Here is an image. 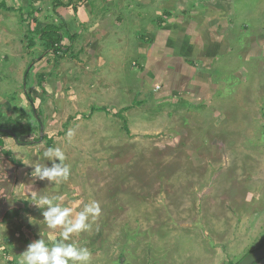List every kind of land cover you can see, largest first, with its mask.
<instances>
[{"label":"rangeland","instance_id":"1","mask_svg":"<svg viewBox=\"0 0 264 264\" xmlns=\"http://www.w3.org/2000/svg\"><path fill=\"white\" fill-rule=\"evenodd\" d=\"M10 4L21 12L11 15L18 27L13 25L17 31L7 38L9 49L0 47V60L7 55L19 73L24 64V76L16 80L5 69L12 63L0 62L5 99L0 98V112L40 120L41 140L37 124L28 137L37 142L27 151L14 149L26 185L33 182L30 164L51 166L43 152L61 147L71 166L69 179L59 184L35 180L33 189L65 196L63 204L74 209L73 215L83 204L99 202L101 215L90 221V230L72 236L89 249L91 264L119 259L126 264H236L264 247V0H238L230 26L217 32L227 36V46L209 76L213 93L207 107L138 103L134 64L142 52L139 39L146 37L140 27L155 12L133 2L120 9V0ZM28 5L32 18L24 11ZM131 12L135 19L144 17L120 37L111 17L128 19ZM47 25L60 26L58 53L37 36ZM107 31L110 36L97 37ZM111 32L118 35L115 40ZM117 72L126 77L125 91L108 95L111 73ZM104 85L106 90L99 88ZM163 109L168 115L155 120V112ZM69 130L75 133L71 142ZM23 194L27 207L20 228L28 227L37 238L39 230L31 227L43 221L42 210L29 190ZM44 226L50 244L60 238V229Z\"/></svg>","mask_w":264,"mask_h":264},{"label":"crops","instance_id":"2","mask_svg":"<svg viewBox=\"0 0 264 264\" xmlns=\"http://www.w3.org/2000/svg\"><path fill=\"white\" fill-rule=\"evenodd\" d=\"M235 1L226 4L222 3L221 0H148L150 4H143V0H120V3H122V6L119 7L120 9L132 5L131 2H133L135 5L138 4L139 8L143 6L147 8L148 12H155L154 18L150 19L148 17L149 19L145 22L146 26L140 27V29L142 28L143 36L145 35L146 37L139 39L142 41L140 43L142 52L141 54H136L138 58L134 64L139 71L136 74L139 86V91H136V98L139 104L143 103L145 105L146 102H154L156 104L177 106L180 103H186L192 106L201 105L207 107L213 93L209 76L213 75V69L221 62L220 58L224 55L225 46H227V39H225L227 36L222 38V35L217 36V32L219 29L227 30L228 26H230L228 18L238 2V0ZM0 3L8 7L12 5L10 4L12 0H0ZM111 6H113L112 3ZM27 7V10L24 11L32 18L33 16L30 15L32 8L29 5ZM160 8L161 12H159ZM113 11L115 12V9ZM5 13L0 10V47L9 49L7 38L13 36L11 32L17 31L16 27L18 25L14 24L11 19V15L15 14L14 12ZM163 14L166 17H162ZM129 16L130 18L128 19L119 15L111 17V28H113L112 24L115 25L121 34L120 37L126 34L121 31L130 29V24L135 22L136 19L141 20L144 14L141 15V18L140 14H138L136 19L132 12ZM9 20H11V24ZM18 23H20V19H18ZM13 25H16V27ZM104 34L109 35L107 31L98 34L97 37L100 38ZM111 35L114 40L118 36L113 32H111ZM111 41L113 40L111 39ZM10 54L16 55L15 52H10ZM5 57L2 58L3 61L0 60L1 63H5V60L8 61L7 63H12L5 68L8 71L7 73L15 74L18 81H20V78L23 79L24 64L20 67L19 73L18 69H16L17 65L14 66V62L9 60L7 55ZM16 62L22 63L24 61L19 60ZM1 67L2 65H0ZM109 69L111 72V68ZM111 74L114 77H111V83H108V87L105 86V83L104 87L99 86V88L106 90L107 87L108 95H111V92L115 90L117 92L125 91L123 80L126 77L122 78L118 72ZM6 79H8L7 76ZM9 83H13V80H10ZM6 88L7 86L4 89L5 93H8ZM116 95L119 94L116 93ZM6 99L9 101V98ZM2 101L5 102V99ZM10 109L13 110L14 108L11 107ZM165 110L167 111V109H163L160 112H155V120L162 116H167L168 113ZM0 111L2 110L0 109ZM18 114L19 112L12 116L6 113L7 116H3L0 112V123L8 120L16 123L17 119L22 118H19ZM26 120L28 119L24 120L25 123ZM2 142V151L10 152L19 162L20 157L14 154V149L16 148H14L13 142L5 138H3ZM17 149L18 151L20 149L25 150V148L19 147ZM28 149L26 148V151ZM23 175H25V172L18 168L16 171V184L13 188V198L17 202V206L0 215V250H4V255L6 256H2V258L0 256V264H19L20 254L26 250L30 243L40 238L45 239L49 235V232H45V224L42 220H38V224L35 226H32L33 223L28 221L32 229L39 230L37 238L28 227L23 230L20 228L21 215L24 214L27 207L23 192L29 190L28 187H30V185H26L22 181ZM35 188L36 186H34Z\"/></svg>","mask_w":264,"mask_h":264},{"label":"clouds","instance_id":"3","mask_svg":"<svg viewBox=\"0 0 264 264\" xmlns=\"http://www.w3.org/2000/svg\"><path fill=\"white\" fill-rule=\"evenodd\" d=\"M66 135L71 142L75 133L69 130ZM43 158L50 161L51 166L46 163L30 164L33 169L30 173L33 182L29 192L32 203L42 210L44 224L53 231L60 229V238L51 244L44 238L33 241L20 254L19 264H91L89 249L73 241L72 236L90 230V221L101 215L100 204L92 200L83 204L82 209L73 215L74 209L63 204L65 196L39 195L33 189L35 180L59 184L67 181L71 175V166L65 162L67 157L61 147L47 148L43 152Z\"/></svg>","mask_w":264,"mask_h":264},{"label":"flooded vegetation","instance_id":"4","mask_svg":"<svg viewBox=\"0 0 264 264\" xmlns=\"http://www.w3.org/2000/svg\"><path fill=\"white\" fill-rule=\"evenodd\" d=\"M34 118V117H33ZM21 120V124L27 126L30 130V133L31 131H34V129L37 127V124H38V129H39V136H38V141L40 140V137L42 138V126L40 125L39 121L40 120H36L34 118V121H30L29 119L26 120V123L25 121L23 120V118L20 119ZM15 123L13 122L12 124H8V121H3L0 123V205L3 203L5 204V192H6V189L5 188H10L12 189L11 190V199H12V202L13 203H17L14 198H13V188L15 187V184H16V171L17 169L19 168L20 166V162H18L13 154H11L10 152H3V138H5L6 140H9L11 142H13V146L14 148H30V144H33V143H36L37 140H33L34 142H30V140L28 139L29 136L32 135L29 134V135H17V133L19 132V130L15 129ZM1 130L3 131H7V132H10L11 134L15 135L16 137V141H14L11 136L1 132ZM13 183H10L12 182ZM13 207L7 209L6 211L8 210H11ZM15 208V207H14ZM263 248V247H262ZM260 247V249H262ZM259 248L256 250H260ZM256 251H253V252H256ZM251 252V253H253ZM250 254V253H248ZM246 254V255H248ZM246 255H244L236 264H238ZM120 262H122V264H126L123 262L122 259H119L117 261L116 264H119Z\"/></svg>","mask_w":264,"mask_h":264},{"label":"trees","instance_id":"5","mask_svg":"<svg viewBox=\"0 0 264 264\" xmlns=\"http://www.w3.org/2000/svg\"><path fill=\"white\" fill-rule=\"evenodd\" d=\"M56 6V5H55ZM0 10L3 11H8V12H14L16 13L21 12L19 9H12V8H8L6 7L3 3H0ZM19 19H21V17L19 16ZM60 26H55V25H47L44 28H42L41 30H38L37 36L39 37V39L41 40V42L45 45V47L47 49L52 50L53 53H58L59 51V43H60ZM36 120H38L39 118H35ZM14 121H9L8 120V124H12ZM15 123V122H14ZM15 129L19 130V132L17 133V135H29L31 133H33L27 126L21 124V120L17 119V122L15 123ZM13 129V130H15ZM230 264V263H229Z\"/></svg>","mask_w":264,"mask_h":264},{"label":"water","instance_id":"6","mask_svg":"<svg viewBox=\"0 0 264 264\" xmlns=\"http://www.w3.org/2000/svg\"><path fill=\"white\" fill-rule=\"evenodd\" d=\"M1 132L11 136V138L14 141H16L15 135L11 134L10 132L3 131V130H1ZM40 140H41V137H40ZM10 183H13V181ZM5 189H6L5 204L2 203L0 205V215H2L7 209L11 207L14 208L17 206L15 203L12 202V199H11L12 189H10L9 187ZM119 264H122V262H120ZM238 264H264V247L256 252L246 255Z\"/></svg>","mask_w":264,"mask_h":264}]
</instances>
